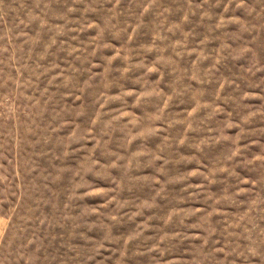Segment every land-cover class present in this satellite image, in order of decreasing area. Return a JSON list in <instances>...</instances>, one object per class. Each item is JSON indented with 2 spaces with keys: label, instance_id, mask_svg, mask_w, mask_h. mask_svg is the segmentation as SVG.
<instances>
[{
  "label": "rangeland",
  "instance_id": "1",
  "mask_svg": "<svg viewBox=\"0 0 264 264\" xmlns=\"http://www.w3.org/2000/svg\"><path fill=\"white\" fill-rule=\"evenodd\" d=\"M0 264H264V0H0Z\"/></svg>",
  "mask_w": 264,
  "mask_h": 264
}]
</instances>
